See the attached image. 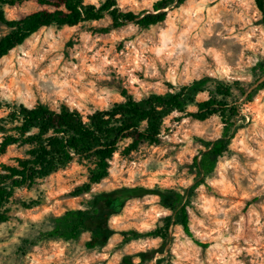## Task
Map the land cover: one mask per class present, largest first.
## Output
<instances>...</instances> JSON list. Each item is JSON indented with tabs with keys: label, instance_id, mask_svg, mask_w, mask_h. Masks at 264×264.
Wrapping results in <instances>:
<instances>
[{
	"label": "rangeland",
	"instance_id": "374dc122",
	"mask_svg": "<svg viewBox=\"0 0 264 264\" xmlns=\"http://www.w3.org/2000/svg\"><path fill=\"white\" fill-rule=\"evenodd\" d=\"M104 0H85L98 5ZM154 0H116L123 11L143 13ZM33 3L5 8L8 19L38 10ZM108 16L74 27L43 28L0 60V100L61 105L82 115L121 102V91L138 100L210 76L237 82L233 89L238 129L202 185L194 160L204 142L221 137L216 118L168 117L156 145L141 144L128 156L109 161L108 176L78 197L85 165L71 163L30 187L15 190L6 204L11 220L0 224V264H264V25L252 0H187L149 29L129 23L110 28ZM9 30L0 24V38ZM205 99L206 95H200ZM1 115V113H0ZM10 148L0 163L21 156ZM188 194L190 229L200 247L179 226L165 239L143 236L122 244L121 233L146 234L164 225L169 212L158 198L128 200L103 226L113 233L104 246L86 249L89 233L77 241L47 238L52 220L70 209H88L93 195L144 187ZM37 201L24 209L22 203Z\"/></svg>",
	"mask_w": 264,
	"mask_h": 264
},
{
	"label": "trees",
	"instance_id": "16d2710c",
	"mask_svg": "<svg viewBox=\"0 0 264 264\" xmlns=\"http://www.w3.org/2000/svg\"><path fill=\"white\" fill-rule=\"evenodd\" d=\"M186 1L154 0L151 10L134 13L121 10L116 0H104L98 5L85 0H0V24L9 30L0 38V60L43 28L74 27L108 16L111 26L100 32L129 23L149 29L163 23L170 10ZM252 2L264 25V0ZM24 3H33L39 9L15 19L6 17L5 8ZM257 69L264 75V62L258 63ZM234 88L239 89L237 82L203 76L188 84L169 85L163 93L151 92L138 100L121 91V102L86 115L67 105L51 109L41 103L28 107L0 100V157L12 147L22 149L21 156L10 159L9 163H0V224L11 220L6 204L13 198L15 190L30 187L71 163L85 165L87 171L86 181L72 191V196L89 193L92 186L108 176L109 161L114 154L128 156L141 144H158L165 120L174 114L198 121L216 117L223 124L221 137L214 142H204L207 150L192 164L199 179L195 186L202 185L212 175L219 157L228 151L232 135L240 127L236 121L238 111L233 104ZM260 89H264V82L258 86L257 90ZM203 94L206 98L200 99ZM143 196L157 197L159 207L169 215L164 217L162 227L146 234L121 233L122 244L143 236L165 239L168 227L175 225L194 244L207 246L199 243L190 229L188 194L159 186L122 188L95 194L86 203L88 209H70L55 217L45 236L77 241L81 235L89 233L85 248L102 247L113 233L103 226V221L118 214L128 200ZM37 205V201L22 203L24 209ZM124 263L129 264L127 259Z\"/></svg>",
	"mask_w": 264,
	"mask_h": 264
}]
</instances>
